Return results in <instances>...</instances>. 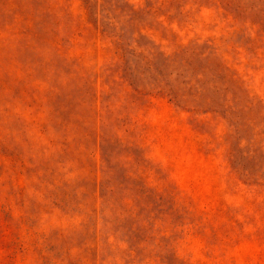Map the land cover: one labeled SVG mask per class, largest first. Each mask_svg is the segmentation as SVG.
I'll return each mask as SVG.
<instances>
[{
	"label": "rangeland",
	"instance_id": "rangeland-1",
	"mask_svg": "<svg viewBox=\"0 0 264 264\" xmlns=\"http://www.w3.org/2000/svg\"><path fill=\"white\" fill-rule=\"evenodd\" d=\"M0 264H264V0H0Z\"/></svg>",
	"mask_w": 264,
	"mask_h": 264
}]
</instances>
